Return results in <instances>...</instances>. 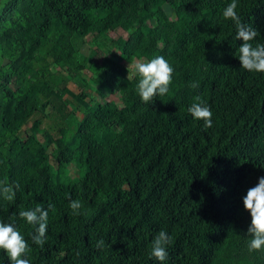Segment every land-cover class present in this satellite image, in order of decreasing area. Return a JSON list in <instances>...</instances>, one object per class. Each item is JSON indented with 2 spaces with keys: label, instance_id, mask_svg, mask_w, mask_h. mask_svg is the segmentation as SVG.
<instances>
[{
  "label": "trees",
  "instance_id": "16d2710c",
  "mask_svg": "<svg viewBox=\"0 0 264 264\" xmlns=\"http://www.w3.org/2000/svg\"><path fill=\"white\" fill-rule=\"evenodd\" d=\"M229 3L3 0L0 184L20 189L12 202L0 195V221L16 214L30 264H264V249L248 250L251 215L242 199L264 176V72L241 67L243 41L222 17ZM236 12L260 33L251 43H264V0H238ZM82 28L95 41L126 31L120 57L127 62L163 56L174 68L169 92L146 104L136 92L138 75L103 59L93 81L117 93L122 109L113 100H81L80 120L65 122L66 79L49 64L84 67L75 53ZM197 95L212 111L210 128L188 112ZM48 107L47 127L34 120L22 137L33 112ZM50 144L58 161L76 163L75 177L52 172ZM70 199L81 201L80 215L72 214ZM49 204L54 211L41 248L31 239L36 226L18 213ZM161 229L172 237L163 262L149 258ZM100 239L102 250L95 247ZM0 264H10L2 249Z\"/></svg>",
  "mask_w": 264,
  "mask_h": 264
},
{
  "label": "clouds",
  "instance_id": "9594fccd",
  "mask_svg": "<svg viewBox=\"0 0 264 264\" xmlns=\"http://www.w3.org/2000/svg\"><path fill=\"white\" fill-rule=\"evenodd\" d=\"M238 0H231L222 12L223 19H230L234 22L236 29V40H242L236 56H238L241 67L250 72H264V43L251 41L260 34L256 28L242 23L236 12ZM135 73L139 77L136 85V92L141 100L146 103H152L157 96H164L169 92V86L172 83L174 68L163 56H156L151 60L137 61L134 65ZM191 87L196 88L198 84L193 83ZM188 112L196 120H203L205 129L212 127V111L209 106L197 95L193 97V103L188 107ZM20 189L19 183L0 184V195L3 199L12 202L16 196V191ZM245 210L251 215V224L248 227L249 252L264 249V176L258 178V183L248 188L246 195L242 197ZM69 207L73 215H80L82 203L77 199H70ZM54 211V206L49 204L48 209L37 205L28 210H21L18 215L28 224L34 225L35 230L31 234L34 244L41 248L47 240V226L49 219L48 210ZM15 216L9 217L10 222L0 221V249L4 250L8 256L10 264H30L26 258L30 251L25 238L14 226ZM172 243V237L161 229L153 238L150 246L149 258L163 262L168 258L167 246ZM97 249L105 247V240L100 239L96 242ZM77 256L79 253H76Z\"/></svg>",
  "mask_w": 264,
  "mask_h": 264
},
{
  "label": "rangeland",
  "instance_id": "374dc122",
  "mask_svg": "<svg viewBox=\"0 0 264 264\" xmlns=\"http://www.w3.org/2000/svg\"><path fill=\"white\" fill-rule=\"evenodd\" d=\"M167 14L171 17L172 10L164 5ZM127 32L118 28L113 31H108L104 36L95 41L94 33L81 29V36L76 38V60L82 62L84 67L69 71L65 67H57L55 64L50 63L49 68L52 73L58 76H63L66 79L65 91L62 93V99L65 102V106L62 108L64 121L73 122L78 121L82 117L77 110L76 104L78 101L90 102L92 99L96 100H113L116 102L118 108L122 109L119 95L117 93L111 94L102 90L97 86L93 77H96V72L103 59L117 60L118 63L126 69V73L131 77L135 73L134 65L137 61H146L144 58L134 59L132 62H127L120 57L121 52V40L126 38ZM162 47V46H161ZM102 92V96L99 92ZM50 108L48 107L45 112L35 111L30 116L26 124L20 130V135L25 137L31 131V126L34 120L40 122V127H47L50 122V117L45 116L44 113ZM38 138L44 142L42 132L37 134ZM47 160L51 166L52 172L61 176V178L75 177L78 172V167L74 162L58 161L57 152L54 144H50L47 147Z\"/></svg>",
  "mask_w": 264,
  "mask_h": 264
},
{
  "label": "crops",
  "instance_id": "0c3cea01",
  "mask_svg": "<svg viewBox=\"0 0 264 264\" xmlns=\"http://www.w3.org/2000/svg\"><path fill=\"white\" fill-rule=\"evenodd\" d=\"M3 2V0H0V4Z\"/></svg>",
  "mask_w": 264,
  "mask_h": 264
}]
</instances>
